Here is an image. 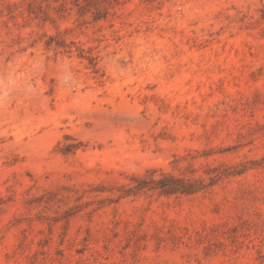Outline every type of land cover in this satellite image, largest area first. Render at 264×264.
<instances>
[{
  "label": "rangeland",
  "instance_id": "374dc122",
  "mask_svg": "<svg viewBox=\"0 0 264 264\" xmlns=\"http://www.w3.org/2000/svg\"><path fill=\"white\" fill-rule=\"evenodd\" d=\"M0 264H264V0H0Z\"/></svg>",
  "mask_w": 264,
  "mask_h": 264
}]
</instances>
